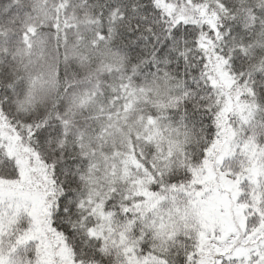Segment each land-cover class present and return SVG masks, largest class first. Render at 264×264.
I'll return each mask as SVG.
<instances>
[{
    "label": "trees",
    "instance_id": "trees-1",
    "mask_svg": "<svg viewBox=\"0 0 264 264\" xmlns=\"http://www.w3.org/2000/svg\"><path fill=\"white\" fill-rule=\"evenodd\" d=\"M229 137L264 165V0H0V197L40 201L0 262L125 264L99 212L219 182L233 231L175 235L161 264H264V178L235 181Z\"/></svg>",
    "mask_w": 264,
    "mask_h": 264
},
{
    "label": "rangeland",
    "instance_id": "rangeland-1",
    "mask_svg": "<svg viewBox=\"0 0 264 264\" xmlns=\"http://www.w3.org/2000/svg\"><path fill=\"white\" fill-rule=\"evenodd\" d=\"M175 102L176 99H173L169 104ZM151 138L160 148L168 146L169 139L159 132L157 124L152 125ZM227 140L226 148L236 147L246 156L243 172L236 174L235 181L240 182L244 178L250 180L264 178V165L259 148L249 140L235 144L230 137ZM123 168H127V165L125 164ZM228 184L214 182L211 189L189 197L186 194L178 197L167 194L153 202L148 199L146 207L135 212L130 210L99 212L97 217L101 224L94 235L100 236L105 248L118 254L125 264H161L159 253L164 251L167 243L175 235L200 231L209 236L217 231L222 236L233 231L231 216H234L240 206L230 203L231 187ZM140 190L139 195H142L145 189ZM39 205L40 201L33 196L13 191L8 194L2 193L0 241L7 229L20 223L18 219L20 215L32 214Z\"/></svg>",
    "mask_w": 264,
    "mask_h": 264
}]
</instances>
